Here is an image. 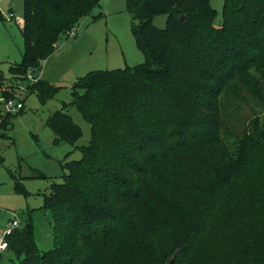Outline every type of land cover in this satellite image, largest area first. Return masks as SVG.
I'll return each mask as SVG.
<instances>
[{"label": "trees", "instance_id": "obj_1", "mask_svg": "<svg viewBox=\"0 0 264 264\" xmlns=\"http://www.w3.org/2000/svg\"><path fill=\"white\" fill-rule=\"evenodd\" d=\"M99 3L24 0L13 77L40 71L59 37ZM125 7L144 59L78 77L70 100L46 118L53 142L74 143L82 129L67 110L75 107L90 139L43 194L53 247L40 251L31 227H17L6 236L12 264H167L171 256L173 264H264V124L249 119L231 144L222 134L224 97L247 91L264 104V0H223L218 26L209 0ZM158 12L162 28L153 24ZM28 88L43 103L59 86L38 77ZM23 107L0 112V137ZM15 188L28 194L16 178Z\"/></svg>", "mask_w": 264, "mask_h": 264}, {"label": "rangeland", "instance_id": "obj_2", "mask_svg": "<svg viewBox=\"0 0 264 264\" xmlns=\"http://www.w3.org/2000/svg\"><path fill=\"white\" fill-rule=\"evenodd\" d=\"M216 14L212 20L215 26L222 21L223 0H209ZM12 11L15 19H10ZM24 0H0V84L5 93L23 101V110L10 116V124L3 130L8 137H0V232L12 220L17 219L18 227L31 224L34 241L40 251L53 247L52 219L50 210L43 207V194L49 191L52 182H61L65 161L81 157L80 146L90 139V125L75 107L68 113L82 129V136L74 143L53 142L54 134L45 125L50 113L61 107L62 102L71 98V86L78 77L95 69H115L134 66L144 59L135 44L131 30L132 15L126 10L125 0H100L91 15L80 19L68 35H61L55 51L43 63L40 76L59 86L54 96L40 103L28 86L34 78L25 74L13 77L9 66L21 60L23 51ZM100 13V14H99ZM99 17L93 18V15ZM166 15L158 12L153 24L164 27ZM244 97L226 96L222 100L223 136L231 144L234 134L247 126L248 120L257 117L264 124V104L244 91ZM0 112L6 113L0 105ZM232 134V135H231ZM42 172L44 177H37ZM11 173L14 174L12 177ZM15 178L28 191L24 194L15 188ZM16 261L13 252L2 251L0 264Z\"/></svg>", "mask_w": 264, "mask_h": 264}, {"label": "built area", "instance_id": "obj_3", "mask_svg": "<svg viewBox=\"0 0 264 264\" xmlns=\"http://www.w3.org/2000/svg\"><path fill=\"white\" fill-rule=\"evenodd\" d=\"M8 16L10 19L14 18L15 16L12 11H9ZM5 91V85L0 84V105L4 108L6 112L16 113L18 112L22 106V100L18 99L17 97H6L3 93ZM17 219H12L6 226L4 230L0 232V252L4 251L7 246L8 242L6 236L11 234V232L18 227Z\"/></svg>", "mask_w": 264, "mask_h": 264}, {"label": "water", "instance_id": "obj_4", "mask_svg": "<svg viewBox=\"0 0 264 264\" xmlns=\"http://www.w3.org/2000/svg\"><path fill=\"white\" fill-rule=\"evenodd\" d=\"M179 18H180L181 20H184V19H185L183 15H180ZM29 75H30L31 77H33L34 79H36V78H38V77L40 76V71L37 70V69H31V70L29 71ZM30 227H31V224H30V223H25V224H24V228H26V229H30ZM173 260H174V257L171 256V258L169 259V261L167 262V264H173Z\"/></svg>", "mask_w": 264, "mask_h": 264}, {"label": "crops", "instance_id": "obj_5", "mask_svg": "<svg viewBox=\"0 0 264 264\" xmlns=\"http://www.w3.org/2000/svg\"><path fill=\"white\" fill-rule=\"evenodd\" d=\"M7 226V225H6ZM2 231V230H1Z\"/></svg>", "mask_w": 264, "mask_h": 264}]
</instances>
